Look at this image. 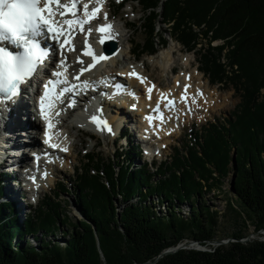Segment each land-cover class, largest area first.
<instances>
[{
  "label": "trees",
  "instance_id": "1",
  "mask_svg": "<svg viewBox=\"0 0 264 264\" xmlns=\"http://www.w3.org/2000/svg\"><path fill=\"white\" fill-rule=\"evenodd\" d=\"M134 1L144 6L137 58L167 46L169 34L197 53L212 84L233 86L241 102L231 118L204 125L152 167L132 169L141 155L135 147L109 163L86 156L74 186L82 221L64 211L62 195L72 188L62 181L23 223L12 205L0 203V264H146L186 240L208 250H180L156 264H264V241H241L249 225L264 230V0ZM159 25L167 27L160 43ZM218 40L224 44L214 46ZM213 191L234 194L229 210L243 224L232 243L217 247L209 244L218 240L221 217L206 200ZM64 224L70 231L62 245L55 236ZM36 232L44 234H34V244L25 239Z\"/></svg>",
  "mask_w": 264,
  "mask_h": 264
},
{
  "label": "rangeland",
  "instance_id": "2",
  "mask_svg": "<svg viewBox=\"0 0 264 264\" xmlns=\"http://www.w3.org/2000/svg\"><path fill=\"white\" fill-rule=\"evenodd\" d=\"M111 1H110L111 3L110 8L112 9L113 13H115L116 15L118 14L113 23L118 24L121 27L124 25L125 22H128V28H126V33H129V35H131L133 40H132V43L127 44L128 45L127 48L129 50L130 49L133 50L134 48L135 50L136 44H142L145 41V34L142 28V23H143L142 20L144 16V6L141 3L130 1L127 5H125V7L119 8L118 4L121 0H111ZM161 10L162 9H159V11ZM121 17H123V19ZM158 28H159L158 29L159 30L158 39L160 43L161 38H163L164 30L167 27L159 25ZM166 37L169 40L168 45L165 46L166 48L160 45L158 47V52L155 55H153V57L145 54L144 56L137 58L135 55L129 54L127 55L128 57L121 56L120 58H118V59L122 58L123 62H120V60H116L113 64V67L118 68L120 67L121 64H123L126 67L129 66V67L137 68L145 72V74L150 77L152 82L156 84L157 83L160 84L159 88L163 89L164 91L171 90L174 88L175 86L174 80L176 78H180L183 80V78L181 77H183L184 75H182L181 73L183 74L185 72L194 73L195 76L197 77L196 79H198L197 80L198 82L196 83L201 84L202 87L200 88H202V90L205 91L206 88L208 87V90L212 92H215L216 90L218 91V102H216L215 104V109L214 108L207 109L206 112L204 110L199 111L198 110L199 108L196 109V107H194L192 103L190 102V106H191L190 109L192 111H190L189 113L183 112L184 117L182 118V120L178 121L179 133L174 132L171 136L165 137L164 140H160L158 139V137L154 138V144L156 145V148H160V144H162L165 141H168L166 148L160 149V151L156 150L153 153V155L155 156L154 163H152L151 161L152 156L143 155L140 157L137 155L136 158L134 159L132 169H139L143 165L144 166L149 165L152 167L154 164H159L163 160L165 162L168 158L171 157V155H173L175 148L183 149L186 142L190 140V138H188L190 134H191L190 137L193 138L194 137L193 134H196L198 130L201 131L204 125L210 122H215L218 119L223 120V118H231L232 113L234 112V110L237 108V106L241 102V95H239V93L236 91L235 88H233V86L223 85V84H212L210 82L209 76H207L205 72L203 71L204 70L203 66L201 65L199 61V56L197 55V53H195V51L189 52L179 42L174 41L169 34H167ZM80 42L83 43L84 40H80ZM221 44H224L223 40H218L214 42V46L221 45ZM166 49H167L166 52L173 50V56L175 57L176 60H174V62H172L171 64L173 65V67H175L176 74H173L171 69H166L167 70L166 71L164 67H162L161 64L155 63L152 60V58L154 57L156 58L157 55L165 52ZM134 57H136L135 58L137 60L136 62H134ZM186 59H189V63L191 62L190 63L191 65L189 66L191 67L190 69L187 67L188 64L186 63ZM195 68L200 70L199 72L201 73V75L198 72L196 73ZM196 74L199 76H197ZM129 84H131L130 78H128L127 85L123 87L124 91L125 89L131 90ZM145 94L146 92L142 90V95L140 96L142 98L143 97L146 98ZM126 96L131 97L130 95H127V94ZM186 96L189 101L188 95ZM135 100L138 101L137 99ZM117 110L121 112H125L127 115H131L133 121L137 125H139V122L137 121H139L140 116L137 112H131L128 109L123 110L121 108H117ZM178 110H180V113H181L184 110V108H180ZM78 131H79L78 129L76 130V132L74 130V132L72 133L73 134L72 138H71L73 140L75 139L76 142H78V139H77ZM81 133L83 134L85 145L84 146L81 145V148L79 149V151L76 152L77 151L76 149L75 152L73 153V155H76L77 153H79L81 159L79 158L78 160H74V161L72 160L73 162L70 164L69 168H65V170L58 172L56 175H54V179H57L55 180L56 183L57 181L60 182L61 180H63L66 182V184H68L72 188V192H70L69 194L62 195L63 206H64L63 209L65 212L69 214L72 222L82 221L84 219L82 212H81L79 200H78V195H77L78 193H77V190L75 189L76 187L75 180L77 177V172H76L77 168L82 167V165H85L88 162L85 156H88L94 153L98 158L100 159L102 158L105 160L106 163H109V162H114L115 158H118L117 157L118 153L125 152L128 149H131L134 147L137 148V150H139L138 146H140L139 141L137 139L138 135L135 136L132 130L126 131L125 133H121V134H117V133L114 134V138H111L112 143H107L105 139L102 137L94 136L93 138H90L88 134L84 132H81ZM25 139L29 140V137L28 138L25 137ZM96 144L98 145V147H95ZM233 155H234V152H233ZM7 173L9 172L6 171L5 175ZM3 180H6V182L11 181L10 178L7 179L6 176L3 177L2 181ZM223 189L225 190L229 188L227 187V185H225ZM55 191H57V186L55 187V185L53 184L52 186H50L49 189L47 188L46 191L40 194V200L45 201L46 199H48L49 196H54ZM231 196H234V194L230 195L229 199H227L224 193L215 192V191H213L212 193L206 196V200L209 202L208 204H210V206L213 209L221 213L220 227L218 228L217 234H218V241H221V240L225 241L224 245H228L229 243H232L234 241L233 234L243 227L241 220L238 219L237 221L238 217L235 215V213H232L229 210L228 202L230 201V199L232 200ZM157 200L158 199L156 197L152 198V201L154 202H157ZM0 202L2 203L4 201L1 200L0 198ZM132 202H136V199H132ZM29 203H31L30 200H27L26 202L22 201V209H19V206L16 204V209L19 213V215L17 214L16 216L21 221V223H23L27 219L28 215L29 216L32 215L40 206V203L30 204V205ZM159 209L160 207L157 206V210ZM161 209L165 211V207L161 206ZM182 213L185 214L186 216L190 213L187 204H184L182 208ZM61 230L62 231L57 236H55V238L57 239V241H60L62 245H65V241L68 240L67 232H69L70 229L68 228L67 224H64V225H61ZM244 231L248 233V237H250V241H256V240L264 241V233L255 232L254 226L249 225L248 229L247 230L244 229ZM34 234H37V236H40L41 238L44 233L36 232V233L28 234V235H25L26 236L25 239H28V240L31 239L29 242L33 243V239L35 237ZM18 241H19L18 238H15V243H17ZM23 242L26 243V241H23ZM189 242L188 240H186L183 243L189 244ZM189 248L199 250L198 248L193 247V246L192 247L190 246Z\"/></svg>",
  "mask_w": 264,
  "mask_h": 264
},
{
  "label": "bare ground",
  "instance_id": "3",
  "mask_svg": "<svg viewBox=\"0 0 264 264\" xmlns=\"http://www.w3.org/2000/svg\"><path fill=\"white\" fill-rule=\"evenodd\" d=\"M89 1L93 3V5L90 7V9L97 6L96 0H89ZM106 1L107 0H103L102 7L105 6ZM110 1L111 0H108V2H110ZM110 6H111V3H110ZM110 13H111V15H113L115 17H117V15H118V14L116 15L115 13H113L112 9L110 10ZM121 18L123 19V17H121ZM105 24H111L113 26L112 23L107 22L106 20H103L102 22L95 23L94 27L95 28L100 27L101 25H105ZM115 25L116 26H113V28L111 30V34H112L111 39L116 40L118 42L119 50H118L117 54L110 56L111 57L110 60H111L112 64H114V62L116 60H118V58H120L121 56H127L129 54L131 55V53H132V49L129 50L127 48V46H128L127 44L132 43V40H133L131 35H129V33H126V28H128V22H125L124 25L121 27L118 24H115ZM95 28L94 29L92 28L93 34L96 32ZM104 35H106V34H104ZM78 36H79V34L77 35V32H74L73 33V41L76 38L77 44L80 45L79 44L80 41L77 40ZM103 36L100 38H96L95 36L94 37L93 36L88 37L89 44L93 45L92 48H95L97 51H101L102 44L100 43V40L103 38ZM56 46H57V44H55V47ZM84 46H85V43H83V45L78 46V50L73 54L72 57L67 56L69 58L68 59L69 63L72 60V62L74 64V66L72 67L73 71L70 74V76L72 78L79 73L81 67H87L88 64L92 63L91 59L82 55V51L84 50ZM166 51H167V49L165 50V52L157 55L156 58L155 57L152 58V60L155 63L161 64L165 70L171 69L172 73L176 74L175 67H173V65L171 64L172 62H174V60H176L175 57L173 56V50L168 51V52H166ZM78 57L83 59V61H84L83 65L77 62ZM127 57H125V58H127ZM136 61L134 60V62H136ZM186 63L188 64V65L186 64L187 67L190 69L191 67H189V66L191 65L190 64L191 62L189 63V59H186ZM98 68H99V66H97V68H96L95 77H93V75H89L87 77V73L89 72V71H87L80 77V80L81 81H88L87 80V78H88V79H94L98 83L103 82L104 84H106L107 81H104V79L100 77L101 72L97 70ZM188 68H186V69H188ZM58 70H60V68H58ZM171 70H170V72H171ZM182 70H184V69H182ZM133 71L138 73L139 77L145 78L144 81L141 82V80L139 78L129 75V73H131ZM199 71H200L199 69H196V73L197 72L200 73ZM118 72H120V73H118ZM181 74L184 75L183 77L180 76L181 78H183V80L175 77L176 79L174 80V83H175L174 88L171 90L164 91L163 89L159 88L160 84H158V83L156 84V83L152 82L150 77L148 75H146L145 72H143L137 68H133V67H129V66L126 67L122 64L120 69H115V70L113 69L112 70V77H111L112 78V80H111L112 85L110 87L107 86L108 88L102 87L103 91H106V93H108V94L111 93L113 95V97L110 99V101L105 102L102 106L103 107V113H104V119L107 122V124L112 125L111 128H113V134H116L118 132L125 133L126 131H131L132 128L134 127V123L132 122V116L127 115L125 112H121V111L117 110V108L120 105H122L124 108H129V110H131L132 112H137L141 119H143L142 117L145 118L146 116H148V117L152 116L153 117V120H152L154 123L153 127L156 126L157 128H155V129L150 128L149 120H147V122H145L146 127L144 128L145 130H147L149 132V134H151V140H154V138H156V137H158V139H160V140H164L165 137L171 136L174 132L179 133L178 121L182 120V118L184 117L183 116L184 114H179L180 110H178L177 113L174 114L173 116H167L168 115L167 111H169V110L166 109V118L164 117L165 121H163L162 123H161L159 117L157 116V114L155 112H153V108L156 106V102L161 100V94H166L168 96V98H170V99H176L177 103L175 105L176 108H175L174 112L177 110V107L179 104H182L184 107L187 106V103L181 99L182 95H188V98L190 100L189 102H191L192 105L194 107H196V109L199 108L198 109L199 111L204 110L206 112L207 109H212V108L215 109V104H216V102H218V91L216 90L215 92H212V91L208 90V87L206 88L205 91L202 90V88H200V87H202L201 84L196 83V82H198L197 81L198 79H196L197 77L195 76L194 73L185 72L184 74L183 73H181ZM200 75H201V73H200ZM118 76H124V77L132 79L131 84H129V85H130V88L131 87L133 88L134 94H131L130 95L131 97H128L124 93H122L124 91L123 88L120 91H118V89L115 87L116 83L122 82L120 80V78H118ZM197 76H199V75H197ZM74 81L78 84L80 83L76 80H74ZM126 85H127V83H126ZM126 85H124V87ZM153 85H154V88H153V91L151 93V98H149V93L147 90L149 87H152ZM186 85H188L189 87L187 88V92L185 93V86ZM206 86H207V84H206ZM111 87H113L112 90L110 89ZM142 90L144 92H146V94H145L146 98H144V97L142 98L140 96V95H142ZM134 98L137 99L138 101H136ZM145 99H147V100H145ZM20 102H21L20 106L17 109H14L13 112L11 113V115L7 119L4 116H2V119L0 120V181H1L0 183H1V188H2L0 198H1V200L4 201L2 203H6V204L11 203L10 205H12L14 207V211H15L16 215L17 214L19 215V213L16 209V204L19 206V209H22V201H24V199L29 196L31 191L24 190V188H20V183L22 182V178L19 174H17L18 172H16V171L14 173H9L6 176L7 179L10 178V180L12 182L11 181L6 182V180H3V185H2V179H3L6 171L7 172L11 171V170H8L9 167H12L18 163V161H16L17 159L20 158L19 163H23V164H25L29 160L28 159L29 152H26V150L30 147V145L27 144L25 137L32 136L33 132H31L27 128L26 121L28 120V118L30 116H34V115H33V113H31L28 110L27 104H26L24 99H22ZM87 102H88V100L83 102V104H85ZM166 103H167L166 100H164L161 103V104H163L164 108H168V107H165ZM184 107H182V108H184ZM55 111H57V110H55ZM183 111L185 112V109ZM71 113L76 114L77 111L72 110V111H70V114ZM63 115H64V117H63L62 121L60 122V123H64V127L62 128V132H66V133L71 134L74 132V130L76 128H74V124L72 123V121H70L71 118L67 116V113L62 112V116ZM29 121H31L30 118H29ZM89 124L91 125V122H89ZM159 124H162L161 130L159 128ZM91 127H93V126H91ZM78 130H79L78 134H77L78 142H74V144L72 145V147L74 148L73 152H75L76 149H77L76 152H78L79 149L81 148V145L82 146L85 145L83 134L80 132L81 131L80 129H78ZM51 131H54V125L51 128ZM105 131H106L105 136H104L105 141L107 143H112V139L109 137V135H107V133L109 134L110 132L108 130H105ZM75 132H76V130H75ZM56 135H58V133H55V135H54L55 138H56ZM38 137L39 136L34 137L33 144L37 143L36 139H38ZM70 137L72 138V134L69 137H67V135H64V140H70L71 141ZM167 142L168 141H165L162 144H160V149L166 148ZM34 149H36V148H34ZM71 150L72 149L70 148L67 155H65V154L61 155V157H63L62 160L64 161V164L56 167L58 169V172L65 170V168H69L70 164L74 160H78L80 158L79 153H77L76 155H73ZM72 156H73V158H72ZM45 170L49 173V171L54 170V169L46 168ZM38 181L39 180H37V182L35 184H33V188H34L33 192L36 191V193L46 191L47 188L49 189L50 186H52L55 183V179L53 178V176L50 177L49 179H47L43 183H39Z\"/></svg>",
  "mask_w": 264,
  "mask_h": 264
},
{
  "label": "snow or ice",
  "instance_id": "4",
  "mask_svg": "<svg viewBox=\"0 0 264 264\" xmlns=\"http://www.w3.org/2000/svg\"><path fill=\"white\" fill-rule=\"evenodd\" d=\"M103 0H96V7L89 9V3H84L82 8L80 0H70L64 3L63 0H0V105H7L13 102L20 94L22 87L32 79L39 69L46 63L50 51L43 45V38L51 36L54 41L60 42V48L63 52L65 48L68 51H75L73 43V33L78 32L85 34V46L82 51L83 56L91 57L92 63L87 67H81L79 73L73 77L80 82L72 84L67 79H60L67 71L65 60H61L60 67L64 71H55L52 75L57 79H49L43 84L44 92L39 98L40 111L45 119L48 118L49 111L55 107V101L63 103L62 97L67 93H74L78 86L87 89L90 85L88 81H81L80 77L87 71L94 69L101 61L107 60L106 55L97 56L88 42V36L93 32L91 27L85 29L86 25L98 18L101 12ZM71 18H68V17ZM107 19V15H104ZM113 26L111 24L101 25L95 31L106 34L100 40L103 44L106 39H111ZM77 62L84 63L83 59L78 57ZM144 81L145 78L139 77L135 71L129 73ZM59 85H68L56 91ZM185 86V93L187 88ZM154 85L148 88L149 98L153 91ZM182 100H187L186 95H182ZM166 100L165 107L172 108L175 101L168 98L166 94H161V100L157 102L155 112L160 114L161 123L164 120L161 112V103ZM75 101H69L68 106L73 107ZM61 111L55 113L60 115ZM151 123L152 116L147 117ZM91 122L96 123L101 130L111 128L107 122L98 119L97 116L91 117ZM53 124L49 122L48 128ZM45 143H49L52 148H59L58 144L51 143V137L45 133ZM67 151V148L62 149ZM35 181V178H33Z\"/></svg>",
  "mask_w": 264,
  "mask_h": 264
},
{
  "label": "water",
  "instance_id": "5",
  "mask_svg": "<svg viewBox=\"0 0 264 264\" xmlns=\"http://www.w3.org/2000/svg\"><path fill=\"white\" fill-rule=\"evenodd\" d=\"M105 49H106V52L108 54H113L117 51V44L115 42H108L106 43L105 45ZM236 157H237V150L235 149L234 150V162L236 160ZM258 233H264V230L262 231H259ZM250 241V237H247V239L243 240L242 242L243 243H247ZM189 242V241H188ZM225 241H213V242H209L210 245L212 246H220L222 244H224ZM193 246V247H196L198 248L199 250H207V247L206 246H203L202 244H200L199 242H196V241H191L189 242V244H186V243H180L179 245L175 246V247H172V248H169L167 250H165L159 257L156 261L154 262H148L146 264H156L160 259L168 256V255H172V254H175L177 252H179L180 250H184V249H190L189 247Z\"/></svg>",
  "mask_w": 264,
  "mask_h": 264
}]
</instances>
